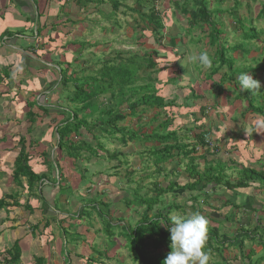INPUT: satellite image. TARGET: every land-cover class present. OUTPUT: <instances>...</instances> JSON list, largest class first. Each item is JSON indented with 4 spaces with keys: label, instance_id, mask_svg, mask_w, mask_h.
<instances>
[{
    "label": "rangeland",
    "instance_id": "374dc122",
    "mask_svg": "<svg viewBox=\"0 0 264 264\" xmlns=\"http://www.w3.org/2000/svg\"><path fill=\"white\" fill-rule=\"evenodd\" d=\"M67 1L68 4H64V5H62L59 2V0H49L47 3L48 10L45 11L44 14V16H47V18L45 20L42 18V22L44 24H49V26L53 25L56 28V31H54L55 40L54 38L50 39L48 37L46 38L47 40L46 42L43 41V39L37 42L36 45L39 47L41 46L43 49V52L41 53L43 57H40L41 58L40 61L39 59L37 60L34 59L33 61H31V66L32 67L34 66L32 72H31V68L25 69L24 67H22L21 64L19 65L20 67L19 69L14 66L11 77V89H7L6 91H4L0 88V118L1 117L5 118L9 114L8 115L9 117H6V120L8 122L7 126L1 124L0 130L4 129L5 131L6 129H8L9 126H11V121L14 120V125H13L14 127L13 129L11 128V135H12L11 138H7L6 140L1 141L0 146L4 145V147L10 148L9 142H11V147H14V150H17L18 152L19 150L18 148L20 146V145L18 146L20 136L23 134L25 138L27 137L28 139L30 135L27 133H26L27 135H25L24 132L28 130L30 132L31 129L28 128L32 127V124L29 123L26 117V113L29 108L27 102L29 100L32 101L35 98L37 99L39 98L43 100L42 103H49L46 104L47 108L52 103H55V106L54 107L50 106L52 109L50 110L49 117L42 115L41 119L44 120L43 123H41L40 127H38L35 132L33 131V134L31 135L32 141L34 139H41L40 140L41 146L39 145L34 146V147L36 146L39 147V149H37L38 153L35 154L34 159L35 158L39 159L41 157V155L40 157L38 156L39 154H41V150L42 152L44 150L45 151L47 150V152L51 153L50 155L51 162L55 158V156L53 155V151L56 148V144H57L56 141L59 138L58 134L55 133V126L57 124L58 119L59 120L61 119L60 116L57 114L59 112L58 109H60L59 105L66 106L68 109L70 108L74 109L76 107L72 100L75 84L73 82H69L67 85L69 86L71 93H67L65 91L61 92L63 86L61 85L62 84L61 79L57 72L59 67L57 68L56 62L53 60L54 58L60 60L61 59L60 57H62L63 58L62 60H65L66 62H70L71 66L68 72L70 76H75L77 74V76L79 75L80 77L82 76L85 77L87 75H90L93 70L96 71L100 68L101 63H96L98 59L104 61L106 59L114 57L116 53L122 51H133L143 55L146 53V51L149 48H151L159 51V58L158 56L154 57L158 61V65L152 68L159 70L152 72L153 77L159 78V81L167 80V78H172L173 79L172 84H177V86H175V88L172 89L173 90L171 94L173 98L172 100H175L176 96H178V98L176 99V104L179 101L184 100L183 104H181L182 106H179V108H177L179 114L185 112L183 111L184 110L183 108H185L184 106L185 102L189 104V106L193 105L191 104L192 102H189L186 99H193L196 97L198 100H200L201 99L200 97H203L204 94H207L210 97H212L213 96L212 94L214 93L215 94L214 97H216V101L212 102V106H208L207 108L205 107L206 110L204 109L203 112L198 110L200 106L197 107L196 112H200L202 118L203 116L209 114L211 110L216 112V110L222 111V109H224L225 107H227V109L228 108L230 109L229 107L230 105L229 103H227V101L229 102L228 99H230L231 103L232 102L234 103V99L230 98L229 96L228 97L225 96L224 98H222V101L219 102V98L222 97V95L220 94L221 91L220 88L223 89H226V87L230 88L231 92L229 91V89L227 90L231 94L233 93L235 94L237 92L236 88H232L230 82H228L229 81L228 78L232 75L231 71L228 70L227 77L225 78V80L219 82L222 77L218 78V75H214L211 79L210 77L211 72L209 71V69L204 70L201 67L196 66L195 74H193L192 71L190 70L187 71V69L182 66L181 60L186 61L188 55H190L192 52H197L202 50H207L210 53V55H212L213 62L216 63L217 60H215L216 57L214 56L216 55L217 50H216V46H213L208 42L207 34L205 33L203 34L200 31V29H198L197 27L194 28L193 32L190 33L189 35L187 34L188 31L181 28V26L187 28L189 27L186 21L187 20L186 17L180 12L178 13L177 7L174 6L176 0H145L144 4L138 3L137 0H120L124 3V5L118 9L112 7V3L110 2V0H104L103 3L98 1L89 3L85 7V10L82 9L80 10L77 7V4H73L74 0H67ZM208 1L212 6L211 9L224 10L219 13L217 19H216L217 13L214 12L213 21H215L216 19L218 23L224 24L223 30L225 33L221 37L223 40L227 38V42H229V44L226 45V49H227L226 57L236 58L235 60L237 62L235 64V69H237L239 72L246 70L248 72L250 71L249 74H252L253 77H254L253 74L254 69L258 70L259 68L260 70L257 71L258 72L257 77L260 78L259 81L261 82V79L262 78L264 79V18L258 19V14L261 7V1L264 0H258V1L239 0L240 2L239 5L235 4V0H208ZM188 2L189 4L191 3L190 0H188ZM74 3H77V1ZM166 3H168L170 7L168 11L165 9L168 6ZM37 5L39 6L38 3ZM126 5H128V7ZM141 5L156 7V9H160V13L167 11L168 18H166L165 20V25L167 26V32L173 33L175 35L181 32V35H178V46L173 47L172 45V42H174L173 34H169V33H165V36L162 39V41L159 40L160 42H157L156 38H154L153 35H152L153 37L151 36L152 34L151 31L145 29L144 32L147 35V37L141 38V34H143V32L140 29L141 27L139 28V25L142 26L143 23L140 19L139 13L134 11L140 9ZM34 6H36V4ZM91 6H95L93 7L95 9H93ZM235 6H237V8H235ZM61 7L66 9L63 11V13H61L60 11ZM129 7L133 8L134 10H130ZM19 8L20 7L17 5V2L11 0V31L12 32L20 31L26 33V29H27L26 27L23 26L18 27L13 24V20L15 18L14 13L16 9ZM100 9L101 11L99 12ZM72 12H77L78 14L77 17L75 15H72L71 14ZM69 13L71 15L72 20H74L73 22H75V24L72 26H70L71 22L68 21L70 18L68 15ZM35 16H36L35 13L33 14V16H30L32 18L30 19L32 23L36 22L37 18L35 19ZM238 17L246 18L247 21L245 22L248 23L251 20L248 17H251L255 20L254 23L255 25L251 27L250 23L249 24L245 23L246 27L239 25L238 28V22L236 21ZM63 22L66 23L63 24ZM33 26L34 28H36V25ZM247 27H251L254 30L252 31L253 32L252 35L255 34V37H253L252 40L245 39V37L243 38L245 31H247ZM60 31L61 32L63 31L65 34L63 35ZM28 32L29 33L32 32V29ZM34 32L36 34V29ZM84 42L88 45L82 47L81 45ZM11 50H13V48H11ZM2 62L6 64L4 70L8 69V64H9L8 61L6 60V62H4L3 60H0V63ZM38 63H40L41 65H45L44 68L46 71L45 70L43 71L44 74H40L37 72L39 68H43V67H39ZM82 69H87V70L83 72ZM4 70L2 69L0 70V78L3 76ZM14 70H16V72ZM223 71L226 72L227 67H224V69H222L221 72ZM23 72L26 75L25 77H23L24 75ZM236 75L238 77L239 74ZM237 77L236 80H238ZM189 79L192 80L191 87L184 88V86H189L187 85V83H185ZM215 80H217L219 84L214 83ZM159 81L156 82V85L154 86L155 89L156 88L160 89L162 81L161 82ZM0 82L4 83L1 81V79ZM164 90L165 89L161 91L157 90L159 91V94L157 96L167 98L168 94H164L162 92ZM43 92L48 96V100L46 97L42 96ZM207 92H211V93L208 94ZM55 96L59 98L58 99L59 102L54 101L55 99L57 100ZM105 96H107V94L99 96V98L95 99L94 102H97L99 105L104 104ZM250 97H253L252 99H254L255 105L264 108V86L260 88V91L252 92ZM225 99H226V104H225ZM3 108H5L8 111V113H6L5 111L2 113L1 109ZM168 108L171 109V107ZM150 110L152 109L147 108V110L145 111L148 112ZM171 110H173V112H176L175 108ZM90 112L91 110L88 109L86 113L80 115V118L88 117V120L92 121L93 116L87 115V113ZM247 113H252V112L249 111ZM232 115L233 114H231V117H233ZM239 115L242 116V113L241 114L238 113L237 110L234 118L236 119L240 118ZM258 116L264 118L263 114H259ZM46 119H52L51 123L46 122L47 121ZM233 119L232 120L229 119V121L232 122ZM136 121H138V119H135V122ZM43 126H51V128L49 127L48 128L49 130L47 131V133L52 134L51 137H48V135H44L42 137L43 133L41 134V132H43V130H46V127ZM231 126L235 131L236 128L234 124H231ZM132 127L134 126H131L130 129ZM83 132L86 133L85 135L86 139L88 141H91L94 145L96 144L94 140V136L99 138V141L102 143V145L104 147L107 146L110 149V152L105 153L104 151H102L101 152L102 156L100 157V160L97 159L96 157H93V159L91 160L92 162H89L83 157L81 158L83 160H80L79 158V161L75 162L74 159L72 160L68 159L67 153L64 152L63 155L65 157V162L67 163L68 169H70L69 173L71 175L70 178L69 175H67V177L69 179H72V174L75 177L79 176L80 180H81V176L88 177L87 181L90 182L91 179L94 180L93 177H91L90 179V176H88L89 173H91L92 168L90 169V166L86 167V165L97 162L99 164L96 165L100 166L101 169L104 168L106 171H108V174H116L114 176L116 177V184H118L117 186L119 191H122L123 187L130 183L129 180L130 177L128 175V172H131L129 171L131 165H136V161H135L136 157L134 158L131 156V159H129L130 166L128 167L124 165L123 166L124 168L120 169L119 171L115 169H111L112 166L114 168L115 165L119 164L117 161H127L124 152H122L123 154L120 153L117 156V160H115L114 158L113 159L110 158L109 154H113L114 152L120 151L118 146L120 147L122 146L118 141H115L116 135L114 134L112 136H109L108 134L99 131H94L90 133L88 132L89 134L87 133L86 130H84ZM118 136H121V134H118ZM140 136L142 135L140 134L139 138L133 141L135 144L141 145L146 143L145 141L140 139ZM72 137L75 141H77V143H79V141L75 139L76 138L75 134H72ZM177 137H179V134L177 135ZM247 140L248 138L246 139V142ZM45 141H48L46 147H44L43 145ZM243 141H245V139H243ZM252 143L253 142H250V144H248L247 142L249 147H251L250 145H252ZM11 150L13 149L11 148ZM258 155H256L255 157H257ZM14 156L15 155H11L8 153L4 157H0V161L2 162L0 164V168H1L0 170L2 173L1 177L2 178L4 177L0 185V197L7 192L9 193H15L17 191L21 192V194L18 195V202L15 200L14 204L12 205L14 206V208H12L11 211L13 212V215L15 214V216L17 217L16 220L22 222L24 220V214H26L25 209L23 208L24 206L23 202L26 195H23L24 190L21 191V189L18 188L19 185L16 181L14 185L12 183L13 180H9V177L11 178V166H12L11 163L13 164V167L15 166L14 165L15 162L13 161L11 162V159ZM60 157L61 156H57V160L61 163ZM41 158L45 162V159L43 157ZM34 159L32 158V162H35ZM53 164L55 165L54 162ZM53 164H51V167L54 166ZM218 165L219 163L214 164L213 168L215 169L218 168L217 167ZM45 166L48 165L45 163ZM83 166L86 167V169H83L84 168ZM64 167L66 168V166ZM35 169L37 170L38 173H40L38 167L35 166ZM260 171L264 172V169L261 168ZM43 173H45V171ZM13 175L14 173L12 174V178ZM133 178L134 176H131V180ZM22 179H23V187L25 189H28L26 186L27 178L23 177ZM71 184L72 183L70 181H65L63 182L61 189L63 190L65 195H68L69 202L72 199V197L77 198V200L81 202L84 208L82 212L83 214L82 218L85 219H82L81 220L82 222H80L77 219L78 213H74L72 204L69 206L65 205V207L64 205L62 206L60 203L57 204L58 209L61 210L63 208V211L65 213L63 219H66V221L64 222L62 221V222L63 223L67 222V224L69 225L64 227L63 224V226H61L62 225L61 224L62 219H61L60 222L59 221L54 222L55 225L49 224L50 227L48 230H46V227H44L42 234L38 235L37 233L34 235L35 236L34 239L37 242V245H39L40 242L42 243L47 242V245L50 250L47 252L46 254L47 256L45 257L47 263L48 264H89L88 257H93L95 262H97L95 264H145L142 262H135L133 256L131 257V253L129 250L130 248L129 246L132 243L129 229L131 227L134 228L136 226V224H134L136 218H134L133 216L135 215V213L139 214L138 216L139 218H137L139 219L138 221L143 220L146 213L147 216L149 215L154 216L157 213L156 212L157 207H162L163 204L167 206V197L162 195L160 198H157L159 200L158 202L156 201V198L149 199L148 197L144 196L145 189L141 190L139 193H136L132 189L131 193H133L132 194L133 198L135 199V202H137L139 206L134 202H129V208L131 210L132 209L134 210L133 207L136 206V209H139V211H136L135 209L133 214L128 215L126 217H122L121 222L124 223L123 224V226H125L124 229V227L116 226L114 225L113 222L103 219V217L106 215L105 213H102L103 216L101 218V221L99 222V218L94 215V213H97L99 211V209L98 211H95V209L98 207L97 206L98 195L89 196V195H85L86 192H79L80 193L79 195L73 196L75 192L74 189L76 187L71 189L72 188ZM11 186L13 187L11 188ZM151 186L153 187L152 189L156 188L154 184ZM107 191L108 193L110 192L109 189H107ZM34 192H36L38 195L40 194V182L37 183V188ZM4 200L7 201V198H4ZM148 206L155 208L150 212V210L148 211ZM7 208L8 206L5 204V206L2 209L6 211ZM173 213L184 215L183 212L181 211L177 212L176 209H173ZM35 214H38L37 210H35ZM91 215L94 216L90 222L89 217ZM38 220H32V223H35L32 224V226L37 225L39 222ZM80 223L82 225L79 226ZM91 224L97 226L99 231L93 229V226ZM28 225H31V223L20 226L23 228H25L26 226V228L29 230L32 229L31 226ZM52 227L53 229H50ZM38 230L39 231L41 230V226ZM45 231H47V234L49 232H54L53 236L52 235L51 237L48 235L44 236ZM208 231H209L208 233V237H209V235H211L214 232V229H212L211 224H208ZM231 241L237 242V239L234 240L231 237H225V238L221 237V239L218 240L217 237H215L213 242L210 243L211 246L206 244V250L210 254V264H228L226 260L232 259L231 254L230 255L228 254L229 248L223 251L222 247L227 242L230 244ZM257 241H258L257 238L256 239L254 238V240H252L253 243H256ZM263 242H264V237H263ZM170 243L171 242L169 236L167 245L170 246ZM18 245H19V252L21 257L22 250L20 248L19 242ZM248 245L249 242L247 241L245 246V252H247L246 248L248 247ZM261 248H263L261 253L264 256V246H262ZM215 249H218L219 252L217 253ZM151 251H153L155 255L157 254L156 251L154 250ZM54 257L56 258L54 259ZM157 259L160 260V255L157 256ZM53 260H55L56 262L54 263ZM163 261L164 260L161 259L160 263L158 264H163ZM22 262L24 263V261Z\"/></svg>",
    "mask_w": 264,
    "mask_h": 264
},
{
    "label": "crops",
    "instance_id": "0c3cea01",
    "mask_svg": "<svg viewBox=\"0 0 264 264\" xmlns=\"http://www.w3.org/2000/svg\"><path fill=\"white\" fill-rule=\"evenodd\" d=\"M14 1L17 2V5L21 9H16L14 13L15 18L13 20V24L18 27H26L27 29L26 33L13 31L14 33H16V36L14 38H11L10 35H6L7 33H11V0H0V60H3L4 62H6L7 60L9 63L8 65L10 66V68H12V71L14 66L19 69V65L21 64L25 69L31 68L32 72L34 66H31V61H33L34 59H39L40 61L41 59L37 56V54H35V49L31 45L32 42H36L35 36L32 35V32H28L31 29L32 31H35L36 28L30 27L27 22L28 19H32L30 16H33L34 13L36 15L35 19L38 17V10L42 12V18L45 20L47 16H44V14L45 11L48 10L47 3L49 0ZM37 3L40 7L37 5ZM35 4L36 6H34ZM91 7L93 8L95 6ZM62 8L63 7H61L60 9L61 13L66 10ZM71 14L75 15L76 17L78 15L77 12H72ZM68 15L71 18L70 13ZM71 21L74 20H72L71 18L70 22ZM64 23L66 22H63V24ZM74 24L75 22H73L71 26ZM45 25L46 27L44 28L45 30L43 41L46 40L48 32L52 27H54L53 25L49 26V24ZM61 33L63 34L64 32L62 31ZM11 48H13V50H11ZM38 64L39 67H42L40 63ZM4 66H6L5 63H0V70H3ZM14 71L16 72V70ZM43 71L44 70L37 72L40 74H44ZM25 76L26 75L24 73L23 77ZM255 79L260 80V78H258L257 76ZM189 80L185 82L189 86H184V88L191 87L192 80ZM2 82H4H0V88L2 90L6 91L7 89H11V78H6ZM261 84L262 88L264 86L263 78L261 79ZM175 86H177V84H172V78H167V80L162 81L160 88L161 90L165 89L162 92L164 94H168L167 97L169 99H173L171 94L173 91L172 89L175 88ZM207 93L209 94L211 92ZM212 95L213 96L210 97L209 95L204 94L203 98H201L200 100H198L196 97L186 100L192 102L191 104H193L194 106H202L207 108L208 106H212V102L216 101V97H214L215 94L213 93ZM224 97L225 96L220 97L219 102H221L222 98ZM175 98L177 99L178 96H176ZM183 102L184 100L179 101V106H182L181 104H183ZM243 105L244 104L236 105V107H238V113L240 114L245 111L247 103H245L244 106ZM183 109V111L185 112L176 116L177 126H175V128L178 126L184 127V125H186L187 128L194 127V130L191 129L189 132L182 130L179 131V134L181 136L180 145H188V148H191L192 145L196 146V151L192 152L190 156L192 158H195L194 164L198 166V171L200 173L204 171L206 166L211 165L214 167V164L217 163H219V165L217 166L218 168H220L221 166L226 167V174L230 175L232 182H238L241 179V163H244L246 167L259 172H263L260 170L261 168L264 169V132H249L247 134L245 131L246 127H252L253 122L256 119H264L263 117H259L254 113H247L245 116H243V114L242 116L239 115L240 118L236 119L234 118L236 114L235 107H233L232 110L225 107L224 109H222V111L216 110V112L211 110L210 113L203 116V118L200 112H191L190 109L187 108ZM1 110L2 113L4 111L8 113L5 108ZM160 112L162 113L160 109H152L148 112L146 111L144 113H141V115L137 117H128L126 123L124 124L127 127L134 126L131 129L137 131L139 130L141 133H151L153 129H157L158 125L163 123L167 119V117L162 114V116H159L160 118L156 120V114L159 115ZM231 114H233V117H231ZM8 115L6 117H9ZM6 117L0 118V125L2 124L4 126H7L8 122L6 120ZM135 119H138V121L135 122ZM229 119H233L234 122L229 121ZM195 120H197L196 124ZM231 124H234L236 128L235 131L233 130ZM13 127L9 126V128L5 131L4 129H1L0 138H2V140L3 138L4 140H6L7 138H11V128L13 129ZM84 130L86 129H82L81 133L85 136L86 133L83 132ZM201 131H207L204 135L205 141L210 144L209 148H211V150H214V148L217 147V149L219 150L218 152H216L215 150L214 154L212 151H206L205 148L207 147H204L202 145L203 133ZM26 133L28 134V131L24 132L25 135H27ZM75 137V139L79 141V137H77L76 135ZM247 138L248 144H250V142H253L252 145H250L251 147H249L246 142ZM243 139H245V141H243ZM173 143L175 144V142ZM9 144L10 148L4 147V145L0 146V157H4L9 153L11 155H15L11 159V162H15L19 154V150L18 152L17 150H14V147H11V142H9ZM47 144L48 141H45L43 143L44 147H46ZM118 147L120 151L124 152L127 161H123L122 164L117 161L120 165H115L114 168L112 166L111 169L119 171L120 169L124 168V165L128 167L130 166L129 159H131V156L134 158L136 157V165H131V168L129 170L131 172H128L130 183L128 185H125L122 191H119L117 186L118 184H116V177H114L116 174H108V171H106L104 168L101 169L100 166L96 165L99 164L97 162L86 165V167L90 166V169L92 168L91 173H89L88 176H90V179L91 177H93L94 180L91 179L92 181L90 180V182L87 181L88 177L84 178L86 180L85 181L82 176L80 180L79 176L75 177L72 174V179H69L71 176L70 173L66 174L69 175V178H67L72 183L71 189L76 187L74 189L75 192L73 196L79 195V192H86L85 195L89 196L98 195V205L96 204L98 207L95 209V211H98V209L99 211L97 213H94V215L99 218V222L101 221V218L103 216L102 213H105L106 215L103 217V219L113 222L116 226L124 227V223L121 222L122 217L133 214L134 210L136 209V206H134V210L132 209V211L129 208V202H134L138 205V203L135 202V199L133 198V193H131L132 189L136 193H139L141 190L145 189L144 196L153 199L156 197V193L153 192L155 189H152L153 187L151 185L159 184L164 187H169L172 183H178L179 186H177V188L164 194V196L167 197V206L163 204L162 207H157V209H159L163 214L168 211L171 212L169 214V217L170 215H172L173 209H176L177 212H183L184 215H188L193 212H199L205 215L209 221V224H211L212 229L215 230L218 240L221 239V237H231L234 240H236L237 238V242L231 241L229 244L228 241V244L226 243L222 247L223 251L229 248L228 254H231L232 259L226 260L228 264H264V256L261 253V251L263 250V248L261 247L264 246V182L251 181L248 182V185L246 187L235 188H227L225 185H222L217 187L215 191L211 192L210 190L214 187L213 184H210L203 190L200 189L202 186H206V182L203 181L200 183L197 190L191 192L184 189L185 185L189 181L194 180L189 174V165L190 163L192 165V162L190 160L191 157L181 156L180 152H178L177 150L178 148L173 151L175 154H178L177 156H175L173 159H170L168 162H165L163 165H160L158 164L157 160H155V155H153L152 153V150L162 147L158 141H149L141 145L135 144L134 142H129L125 146L122 145L121 147ZM11 148L13 150H11ZM105 148L110 152V149L107 146ZM256 155L258 156L255 157ZM39 159L35 158V162L31 161V164L33 163V166L38 167L40 173H43L45 171L48 174V177L43 178V180L40 182V194L38 195L36 192H32L29 188L25 189L21 185H19V187L17 186L21 189V191L24 190L23 195H26L23 202V208L25 209L26 214H24V220L22 222L16 220L17 217L15 216V214L13 215V212L11 211V209L14 208V206L12 205L14 204L15 200L18 202V195L21 194V192H7L0 197V199L7 198L6 204L8 206L6 211H4V209L2 208L0 209V264H34L37 258H44L46 260V254L48 251H50L47 242H40L39 245H37V242L34 239V235L37 233L38 235L42 234L44 227H46V230H48L50 227L49 224L55 225L54 222H60L61 219V224L63 223L62 221L65 213L63 211V208L61 210L58 209L57 204L60 203L62 206L64 205V207L65 205L69 206L72 204L74 213H78L77 219L80 222H82V219H85L82 218V212L84 208L81 202H79L77 198L74 197H72L69 202L68 195L64 194L63 190L58 185V182L54 180V178H58V168H55V171H53L54 169H52L51 166H45V162L41 157ZM114 159L117 160L116 158ZM1 163L2 162L0 161V164ZM11 165V178L9 177V180H13L12 174L15 169V166L13 167L12 163ZM64 166H66L65 171L68 170L65 159H63L61 162V167L63 168ZM86 167H84L83 169H86ZM1 176L2 173L0 170V185L2 179H4V177L2 178ZM131 176H134L132 180ZM12 183L15 185L14 180L12 181ZM12 187L13 186H11V188ZM107 189L110 190L109 193ZM207 191H210L212 195L209 201L207 199L208 203H203V201H201L203 204H201L199 211L195 210L193 208V202L194 205L196 203L194 201L195 195L198 194L201 198H205ZM174 204L176 206L171 209V206H173ZM35 210L38 211V214H35ZM136 211H139V209H136ZM94 215H91L89 217L90 222L91 219H93ZM138 216L139 214L136 213L133 216L134 218H136L134 224L138 222ZM32 220H38L39 222L37 225L32 226V224H35L32 223ZM28 223H31V225H28L32 228L30 230L27 229L26 226L25 228L20 226L24 224L26 225ZM80 225L82 224L80 223L79 226ZM91 225L93 226V229L99 231L97 226L93 224ZM14 226L17 228H15ZM40 226L41 230L39 231L38 229L40 228ZM50 229H53V227ZM53 233L54 232H49L47 234V231H45L44 236L48 235L51 237V235L53 236ZM254 238H257L258 240L256 243L252 242ZM242 240H244V242ZM247 241L249 242V245L246 248L247 252H245ZM16 242H19L20 248L22 250L21 257H19V263H13L11 261V249L16 245ZM169 249H171L169 245H163L157 250V252L163 254ZM215 250L217 253L219 252L218 249ZM55 258L56 257H54V259ZM22 261H24V263ZM53 261L54 263L56 262L55 260ZM45 264H48L47 260Z\"/></svg>",
    "mask_w": 264,
    "mask_h": 264
},
{
    "label": "trees",
    "instance_id": "16d2710c",
    "mask_svg": "<svg viewBox=\"0 0 264 264\" xmlns=\"http://www.w3.org/2000/svg\"><path fill=\"white\" fill-rule=\"evenodd\" d=\"M73 4H77V7L81 10H85V7L89 3L93 2H101L103 3L104 0H74ZM138 3H143L145 0H137ZM258 1V0H254ZM59 2L64 5L68 4L67 0H59ZM112 3V7L115 9L120 8L124 5V3L120 0H110ZM190 4L188 0H176L175 5L177 7V12L183 14L186 17V21L188 23V27L181 26L184 30L188 31V35L193 32L194 28L200 29V31L204 34H207L208 42L216 46V55L214 57L216 61L213 62V66L210 70L211 74L210 77L214 75H218V78L222 77L219 82H222L227 77L228 70L232 72V75L228 78V82H230L232 88H236V93L231 94L230 88L226 87V89L220 88V94L222 96L230 97L234 99V103L230 102L229 100V107L230 110H232L233 107H235L236 112L238 107L236 105L247 103V107L244 112H242L243 115H245L247 112L251 111L254 114H263L264 115V108L258 107L254 104L253 97H250L252 92H247L241 90L239 87V82L236 80L237 75L240 73H247L248 71H238L235 69L236 64V58H227L226 57V45L229 44L227 42V38L224 40L222 39V35L225 33L223 28L224 24L217 22V17L221 11V9H211V5L208 0H190ZM239 0H235V4L239 5ZM60 4V5H61ZM168 5V3H166ZM128 7V5H126ZM237 8V6H235ZM130 10H134L133 8L129 7ZM167 11L170 9L169 5L165 8ZM101 9L99 10V12ZM140 15V19L142 21V26L139 25V28L142 30L143 34H141V38L147 37L144 30L151 31V36L153 35L154 38H156L157 42L162 41V39L165 36V33L173 34L170 32H167V26L165 25V20L168 18L167 11L160 13V9H156V7L147 6V5H141L140 9L134 10ZM214 12L217 13L215 21L214 19ZM38 17L36 20V34L34 30L32 31V35L35 36L36 42H32L31 45L35 49V53L37 56L43 57L42 52L43 49L40 46H37V42H39L41 39L44 38V28L46 25L42 22V12L39 10L37 11ZM250 18V24L251 27L255 25V20L251 17ZM264 18V1H261V7L258 14V19ZM71 18H69V21ZM238 28L240 26H245V22L247 21L246 18H240L238 17ZM28 25L30 27H34L35 23H32L30 19H28ZM73 21H71V24ZM248 23V24H249ZM71 26V25H70ZM144 26V27H143ZM247 27V31H245L243 38L252 40L253 37H255V34L252 35L253 28ZM54 31H56L55 27H52L51 30L48 32L46 38H50L55 40L54 37ZM65 33H63L64 35ZM184 34V33H183ZM6 35H10L11 38H14L16 36V33L12 32L7 33ZM178 35H181V32L177 35L173 34V41L172 45L173 47L178 46ZM185 35V34H184ZM152 36V37H153ZM140 38V39H141ZM47 40H45L46 42ZM182 42V41H181ZM85 42L82 43V47L86 46ZM91 46V45H89ZM249 47V46H248ZM235 49V48H234ZM151 50V51H150ZM155 56H158L159 58V51L155 49L149 48L145 54H140L138 52L133 51H122L119 53H116L114 57H111L109 59H106L104 61L98 59L96 63H101V66L98 70H93L90 75L82 76L80 77L77 74L75 76H70L68 74L69 68L71 66L70 62H66L65 60H62L63 58L60 57V60L53 59L56 62L57 65V72L61 79V85L63 86L61 92L65 91L67 93H71V90L69 88L68 83L73 82L75 84L74 87V93H73V103L75 104L74 109H68L66 106L59 105L58 109V115L60 116V120L58 119L57 124L55 126V133L58 134V140L56 141V149L53 151V155L55 158L51 162V153L47 152V150L39 154L45 159V163L48 166H51L53 162L55 163L54 166L51 168L54 169L58 168V178H54L55 181L58 182V185L60 188H62V184L67 180V175L70 172V169L66 170V168L61 167V163L57 160V156L60 157V161L62 162L63 159H65L63 153H67L68 159H74L75 162L80 160L82 157L85 158L88 161H91L93 157H96L97 159H100L102 156V151L105 153H109V151L102 145V143L99 141V138L94 136V140L96 144L94 145L91 141H88L86 137L81 133L82 129H86V131L94 132L99 131L102 133H106L109 136L116 135L115 140L118 141L121 145H127L129 142H133L136 139L139 138L145 141H158L159 144L162 146L160 148H156L152 150L153 155H155V160H157L158 164H164L165 162H168L170 159H173L178 154H175L173 151L175 149L180 152L181 156H190L192 152L196 151V146H193L191 148H188V145L181 144V136L179 134V130L182 131H190L191 129L194 130V127L187 128L186 125L184 127L177 126L176 119L178 113L179 105L176 104V98L175 100L169 99L168 97H160L157 96L159 94V91H161V88H154L156 85V82L159 80L158 78H154L152 75V72L158 71L159 69H152L153 67H156L158 65V61L154 58ZM212 56V55H211ZM41 59V58H40ZM219 62V63H217ZM64 65V67H63ZM66 65V66H65ZM43 68H39L38 71L45 70V65H42ZM224 67H227L226 72H221ZM5 66L3 67L4 70ZM262 68V67H261ZM9 69V70H8ZM8 69L4 70L3 76L0 78L1 81H4L3 79L11 78L12 77V68L8 65ZM87 69H82L83 72H85ZM150 70V72H149ZM258 70L254 69L253 74L254 77L257 76ZM263 70V69H262ZM11 71V72H10ZM55 71V70H54ZM223 73V74H222ZM250 73V71L248 72ZM173 81V79H172ZM214 83L219 84L217 80L214 81ZM153 87V88H151ZM211 89V88H208ZM229 89V91L227 90ZM159 90V91H157ZM107 94L105 96V103L102 105H99L97 102H94L95 99L99 98V96ZM43 97H46L48 100V96L44 94ZM253 96V95H252ZM58 101V97L55 96ZM203 98V97H200ZM43 100L41 99H33L32 101H28V110L26 113V117L29 121V123L32 124V127H29L28 129H31L30 132L28 130V134L30 135L29 138H25V136L21 135L19 138V154L15 160V169H14V175L13 180L18 183V185L23 186V177L27 178V188H29L32 192L36 190L37 183L41 182L43 178L48 177L47 172L45 173H38L35 169V166L31 164L32 158L34 159L35 154L38 153L37 149H39L38 146L34 147L35 145L40 146V140L41 139H34L32 141V134L33 131L35 132L38 127H40L41 123H43V119H41L42 115H45L49 117L50 110L52 109L50 106H55V103H52L48 106L46 104L49 103H42ZM168 101V102H167ZM174 101V102H173ZM246 101V102H245ZM59 102V101H58ZM57 102V103H58ZM173 102V103H172ZM235 105V106H234ZM243 105V106H244ZM171 107V109H174L175 111L171 110L168 107ZM185 108L190 109L191 112L196 111L197 106H189L185 102L184 104ZM149 109H160L162 113L160 112L159 115L156 114V120L160 118L159 116L167 117V119L158 125L157 129H153L151 133H141L139 130L130 129V127L125 126L124 123H126L128 117H137L141 115V113L146 112L145 110ZM90 109L91 112L87 113V115H92L93 120L89 121L88 117L80 118V115L86 113V111ZM206 110L205 107L200 106L198 108L199 111ZM66 112V113H65ZM68 112V113H67ZM89 112V111H88ZM190 112V113H191ZM175 116V117H174ZM174 117V118H173ZM48 123H51L52 119H46ZM197 123V120H195V124ZM14 125V120L11 121V127ZM38 125V126H37ZM46 127V130H43L41 134L43 133L42 137L44 135H47L51 137V133H47L49 130L48 128L51 126H43ZM202 132V131H201ZM207 131L202 132V145L205 148L207 152H218L219 150L217 147L214 148V150H211L209 148V143L205 141L204 135ZM72 134H75L77 137H79V143H77L73 137ZM118 134H121V136H118ZM179 134V137L177 135ZM35 138V137H34ZM39 138V137H38ZM4 141V138H0V142ZM175 142V144L173 143ZM52 149V148H51ZM84 152V153H83ZM122 153V151L114 152L113 154H109L110 158H116L117 156ZM123 154V153H122ZM215 154V153H214ZM37 156V155H36ZM191 157V156H190ZM191 162L189 165V174L191 176L192 181H189L184 189L187 191H194L197 190L198 186L201 182L205 181L206 186H202L200 189H205V187L209 186L210 184H213V188L210 190L215 191L217 187L225 185L227 188H235V187H246L248 185V182L251 181H263L264 182V172H259L254 169H251L249 167H246L244 163H241V179L238 182H232L230 175L226 174V167L221 166L220 168L214 169L213 166L209 165L206 166L204 171L200 173L198 171V166L194 164L195 158L191 157ZM79 163V162H78ZM120 164L123 163V161H119ZM120 164H117L120 165ZM213 165V164H212ZM87 178V177H82ZM22 179V180H21ZM92 181V180H91ZM90 185V184H89ZM156 188L153 192L156 193V201L159 202L157 198H160L165 193H168L170 191H173L177 186H179L178 183H172L169 187H164L159 184H155ZM161 187V188H160ZM210 191H207L205 198H201L198 194L195 195L194 201L196 202L194 205L193 202V208L197 211H199V208L201 204L208 203L207 199L211 198ZM9 197V196H8ZM149 198V197H148ZM150 199V198H149ZM203 201V203L201 202ZM17 203V202H16ZM6 204V201L4 198L0 200V209L3 208ZM7 205V204H6ZM176 205L174 204L171 206V209H173ZM178 207V206H177ZM155 207L148 206V211L150 212ZM156 214L147 216V213L145 214V217L143 220H140L136 223V226L134 228H130V238L132 240L131 245L129 246V250L131 253V257L133 256L135 262H142L145 264H158L160 263L161 259H165L166 256L169 254V250L165 253H158L157 250L162 247L163 245H167V241L170 236V231L162 224V220L171 223L169 219V214L171 212L162 213L159 209L156 208ZM66 221V219H63V222ZM64 227L68 226L67 222L62 223L61 226ZM60 226V227H61ZM125 229V226H124ZM211 229V228H210ZM209 233V231H208ZM216 237V232H214L209 235L207 239V245L211 246L210 243L213 242V240ZM237 239V238H236ZM244 242V240H242ZM241 241V242H242ZM154 250L157 252L155 255L153 253ZM13 250V251H12ZM160 255V260L157 259V256ZM20 252H19V245L18 242H16V245L11 249V261L13 263H19L20 262ZM152 258V259H151ZM46 260L44 258H37L35 260L34 264H45ZM88 263L89 264H95L93 257H88ZM259 264V263H257Z\"/></svg>",
    "mask_w": 264,
    "mask_h": 264
},
{
    "label": "clouds",
    "instance_id": "9594fccd",
    "mask_svg": "<svg viewBox=\"0 0 264 264\" xmlns=\"http://www.w3.org/2000/svg\"><path fill=\"white\" fill-rule=\"evenodd\" d=\"M182 66L195 74L196 66L204 70L211 69L213 58L207 50L192 52L187 60H181ZM239 87L243 91L258 92L261 82L252 74L240 73L237 77ZM246 133L264 132V119H256L251 128H245ZM171 223L161 221L170 231L171 251L163 264H210V254L206 250L208 239L207 217L199 212L188 215L172 214Z\"/></svg>",
    "mask_w": 264,
    "mask_h": 264
},
{
    "label": "built area",
    "instance_id": "2783aa9c",
    "mask_svg": "<svg viewBox=\"0 0 264 264\" xmlns=\"http://www.w3.org/2000/svg\"><path fill=\"white\" fill-rule=\"evenodd\" d=\"M208 137V136H207Z\"/></svg>",
    "mask_w": 264,
    "mask_h": 264
}]
</instances>
